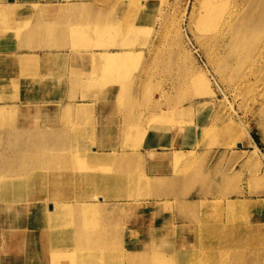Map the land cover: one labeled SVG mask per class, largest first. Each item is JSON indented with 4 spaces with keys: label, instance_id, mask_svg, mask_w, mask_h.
I'll list each match as a JSON object with an SVG mask.
<instances>
[{
    "label": "rangeland",
    "instance_id": "374dc122",
    "mask_svg": "<svg viewBox=\"0 0 264 264\" xmlns=\"http://www.w3.org/2000/svg\"><path fill=\"white\" fill-rule=\"evenodd\" d=\"M257 2L0 0V264H27L20 247L3 249L4 237L30 245L34 258L65 254V264H264V208H226L231 201L264 205V57L255 71L245 62L264 46V3L252 10ZM51 3L58 5H41ZM56 45L67 53L44 50ZM106 53L113 55L104 62ZM65 81L68 90H57ZM145 136L191 151L127 150ZM151 155L163 162L154 165ZM78 156L105 160L71 165ZM67 157L68 165L59 162ZM50 158L57 163H46ZM62 172L89 181L104 174L115 187L107 196H68L86 189L70 180L71 187L40 195L33 183L66 180L21 177ZM186 175L213 176V187L199 188L204 195L213 190L212 200L204 199L213 209L187 216L177 202L187 187L176 179ZM9 183L11 190L3 187ZM171 196L174 202L148 203ZM145 205L159 209L145 212ZM83 221L93 228L71 225ZM74 232L106 237L118 253L110 262L92 260L74 247Z\"/></svg>",
    "mask_w": 264,
    "mask_h": 264
},
{
    "label": "bare ground",
    "instance_id": "6f19581e",
    "mask_svg": "<svg viewBox=\"0 0 264 264\" xmlns=\"http://www.w3.org/2000/svg\"><path fill=\"white\" fill-rule=\"evenodd\" d=\"M260 3H264V0H258V2L252 7V10L255 8V6L258 7L260 5ZM228 14H229V16L225 20H226L227 25L230 26V28L232 29V32H234V30H235L234 23L235 22L232 23V19H231L232 14L231 13H228ZM251 15L254 16L255 14L254 13H251ZM214 19H216V20L222 19V16H218V14H216L214 16ZM263 51H264V46H262V48H261V50H260L259 53L256 50L255 52H252V53H250V54H248L246 56L245 62L249 64L251 70L253 69V71H255V69H258V67H260V66H258V59L260 58V56L262 58L264 57V55H262V52ZM109 56H111V54L108 53V55H107V53H106V56L103 59V61L105 62V59H107V57H109ZM261 60H259V61H261ZM12 84H14V83H12ZM13 107H12V109L14 110ZM43 113H44L43 110L42 111H39V110L34 111V114L35 115L36 114H43ZM0 115H1V111H0ZM3 120H4V123H5V119L4 118H3ZM9 120H10V118H9ZM17 136H18V134H17ZM31 154H33V156H35V155H39L40 153H38V151H35V152L31 153ZM78 157L79 158H76V157L73 158L71 165H73V166H78V165L83 166V165L87 164V165H91V166L98 167V166L103 165L104 164V160H105V159L101 158L100 156H87V157L78 156ZM69 159L70 158H68V157L67 158H62V159H59V162L61 164H64V165H68V160ZM149 161L152 162L154 165H160V163L163 162V159L162 158H159L156 155L155 156L154 155H151L149 157ZM175 161H178L179 162L180 160L176 157V158H174V162ZM246 161L247 162H250L251 161V157L249 156L246 159ZM46 163H48L50 165H53V164L57 163V161L54 160V159H52V158H50ZM102 175L103 176L95 177V179H94V180H96V179H99L100 180L101 179V182H96V181H94L92 179H90V181H89V180H87V178L83 177V174H80V175L76 174L74 176H71V175L70 176H66L63 172L61 174H59V175L53 174V173H48V174H37L36 173L34 175H29V176L26 174V175L21 176V177L24 178V179H33V180H43V179H50V180H52V179H55V178L56 179L60 178V180H66V182H60V183L59 182H50V181H48L50 183H47V184L46 183H38V182L33 183L35 190L32 191V192H34L35 194H40V195L45 194L46 193V190H48L51 195L57 194V191L60 189L59 187H63L64 185L67 186V187H71L73 185V183H71L69 181L70 180H73V181H75V180L77 181L78 180L77 183H74L75 184L74 186H77V187L80 186L81 189L84 188V186H85L86 189H82V191L80 193L81 195H79L78 190H75V191H72V192H71V190H69V191L66 192V193H68L67 195L68 196H69V194L70 195L73 194V196H77V195L78 196H83V195H85V197L87 196V198H89L91 196H95V194H98L99 196H103L104 194H105V196H107L109 194L111 195V190H113V186L115 187V183L113 184V182L102 181V180H107L108 179L107 176H105L104 174H102ZM106 184L107 185L109 184V188L110 189H105L104 188V187H106L105 186ZM11 186H13V185H11L10 183L9 184H3V187H7V188H5L7 190H11ZM35 186H37V188ZM94 186L99 187V189H102L103 188L104 190L102 191V194L96 193L95 190H94V188H92ZM44 187H46V188H44ZM252 190H254V188ZM132 192L133 191H132V188H131L130 189V194ZM6 193L8 194L7 196H9L10 194L11 195L14 194V193H11V192L9 193L8 191ZM58 194H60V193L58 192ZM132 204H134V203H132ZM198 207H199L198 209H200L202 211H209V210L213 209V204H211L210 202L208 203L206 201L205 202L203 201V203L201 205H199ZM129 208H131V207H129ZM143 208H144L143 211H145V212L157 211L159 209L158 206H155V207L150 206V207H148L147 205H145V207H143ZM190 208H192V207H190ZM226 208H227V210H228V212L230 214H236V213H240V212L242 213V212L249 211V210H252L254 212L260 211L261 209L264 208V205L263 204H260V203H256V202L243 203V201H237V202L236 201H231V202H228ZM55 210L56 209H48L49 213L50 212L53 213ZM63 210H60L58 208V212H61ZM88 210H89L88 212H90V208H88ZM82 214L84 215V213H82ZM44 223H46V222H44ZM74 224L71 223V225L73 227L76 226V227H81V228H90V227L93 228V224H91L90 222H84L83 221V222H77L76 225H74ZM1 232L2 233H5L6 230L4 231L3 228H2L1 229ZM87 233L88 234H86V233L83 234V232H76V233L74 232L75 235H74V237L70 238V240L77 241L79 243V245L74 246V247H76V249H82V250H85L86 252H89V254H91L92 257H93L92 260H97L96 257H98V256L101 255V256H103V258H106V261L108 260L110 262V260H112V258H113V255H116L118 253L117 252L118 249H116V248H114L112 246H109L108 245V239L106 237L99 238V235L98 236H95L96 233H94V234H92L93 232H87ZM238 234L239 233L236 232L233 229V231H232V237H235V235L237 236ZM5 240H8V242H6L7 243L6 248L3 247V249L4 250H7V252H11L14 246L20 247L21 250L19 251V254L21 252V255L22 256H26V258H24V257H21V258L22 259L24 258L26 261L24 260L23 262L24 263L27 262V264H33L36 261H37L38 264H65L69 260L68 257L65 254H60V253H57V254L52 253L51 256H47L46 258H42V257H39V258L37 257L36 258V256L34 258V257H31V254H30L31 253V249L29 250L30 245L25 248L23 245H21V241H19V240H18V243L17 244H13V243L10 244L9 243V239H7L6 237H4V241ZM112 242H113V240H112ZM240 242H241V239H239V240H238V238L237 239L236 238L233 239V243L234 244H239ZM140 259L142 260V258H140ZM130 261L135 263L136 262V258L131 257L130 258Z\"/></svg>",
    "mask_w": 264,
    "mask_h": 264
},
{
    "label": "crops",
    "instance_id": "0c3cea01",
    "mask_svg": "<svg viewBox=\"0 0 264 264\" xmlns=\"http://www.w3.org/2000/svg\"><path fill=\"white\" fill-rule=\"evenodd\" d=\"M62 4H64V3H62ZM41 5L42 6H46V5L54 6V5H58V4L57 3H51V4H41ZM4 14L5 13L0 12V16H3ZM49 42L52 43V39L49 40ZM44 50L52 52V53H55V52L60 53V54H63V52L67 53L66 51H64L66 49H62V47L58 48L57 45L51 46L49 48H44ZM77 54H80V52H78ZM110 54L113 55L112 53H110ZM78 58H80V57H78ZM12 64L13 65L16 64V66H17V63H12ZM66 75L67 74H65V77H67ZM37 80H38V82L40 81L39 79H37ZM40 82L42 83V85L46 84L45 79H44V81H40ZM34 83H37V82L35 81ZM20 84H21V82H19V85ZM59 85H61L60 82H59ZM67 85H68V83L65 81L64 87L62 86L60 88L57 84L56 89L57 90H60V89L61 90H68ZM18 88H19V90H26V89L31 90V89H36L37 87L36 88H31V87L26 88V87H20L19 86ZM41 89H44V87ZM138 129L139 128L137 127L136 130H138ZM96 137H98V135ZM116 137L122 138L123 136L121 134H118ZM145 138H146L145 141L142 142L140 145L137 142H131L129 147H127V150L132 151L135 149V151H137V152L145 151V152H151V153H157V154L173 153V152L174 153H184V152L191 151L190 146L182 145V143H180V142L177 144L174 142H169L168 140H165V141H161V140H157V139L155 140V139H153L152 136H151V138H150V136H145ZM115 144L117 146L119 144V142H116ZM117 147L120 148L119 145ZM164 165H163V170L165 167ZM183 165H185L184 167L187 166L186 164H183ZM146 169L148 170V164H147ZM181 169H182V165L180 166V170ZM166 175H169V173L168 174L163 173V176L166 177ZM168 177L170 178L171 176L169 175ZM176 179H177L178 186H181L183 184L184 186L187 187V190H185L183 197H178L177 202L183 203V206H182L183 210L185 212H187L186 214L188 217L190 216V214H188V213H191V211H193V213H196V210H199L198 209L199 208L198 206L200 205L199 203L204 201V199L207 201L212 200L211 198H213V190H211L210 195H204L203 193H201L199 191V188L201 186L213 187V176L212 175L207 177V178H199L196 176L186 175L184 177H178ZM203 180H205V182H202ZM204 197H206V198H204ZM99 201H101V199ZM158 202H161V203H163V202H174V199L171 196V197L156 200V201H153V200L148 201V203H158ZM148 207H150V206H148ZM153 207H155V206H153ZM190 207H192V208H190ZM172 208H173V212H172L173 219L178 220L177 222H179V220H180L179 215L180 214H177L179 212H177V208H176V206H174V204L172 205ZM149 212H151V211H149Z\"/></svg>",
    "mask_w": 264,
    "mask_h": 264
},
{
    "label": "water",
    "instance_id": "95a60500",
    "mask_svg": "<svg viewBox=\"0 0 264 264\" xmlns=\"http://www.w3.org/2000/svg\"><path fill=\"white\" fill-rule=\"evenodd\" d=\"M237 146L240 147L241 145L238 144Z\"/></svg>",
    "mask_w": 264,
    "mask_h": 264
}]
</instances>
